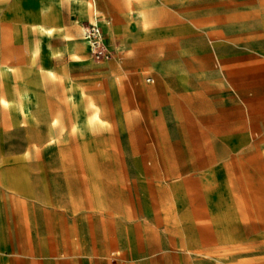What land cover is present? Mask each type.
Here are the masks:
<instances>
[{"label":"rangeland","instance_id":"obj_1","mask_svg":"<svg viewBox=\"0 0 264 264\" xmlns=\"http://www.w3.org/2000/svg\"><path fill=\"white\" fill-rule=\"evenodd\" d=\"M95 1L0 0V264H264V0Z\"/></svg>","mask_w":264,"mask_h":264},{"label":"bare ground","instance_id":"obj_2","mask_svg":"<svg viewBox=\"0 0 264 264\" xmlns=\"http://www.w3.org/2000/svg\"><path fill=\"white\" fill-rule=\"evenodd\" d=\"M106 1L108 3L109 8L115 7L116 2H117V0H106ZM51 8L56 9L57 11H59L61 9H65V10H68V12H71L72 10L76 9L78 11V13L85 14L88 17L90 23H96V24H98V21H97L96 17L98 15H102L101 14L102 12L100 13L98 11V9L96 7V3L93 0H90V1H87V0H82V1H78V0H45V5H43L42 9H41V14H43V17L48 16L47 11L49 9H51ZM102 16H104V15H102ZM9 18H8V20H9ZM36 27H37V25L34 26V29H36ZM4 41H6V38H4ZM85 42H86L85 39L81 40L82 46H80V47L82 49H84V47H86V45H85L86 43ZM40 49H41L40 44H36L35 47H34V52L37 53ZM63 98H64V96H63ZM3 107L4 106H2V108ZM1 115H2V112H1ZM8 118L6 120H8ZM9 122H10V120H9ZM253 192H254V189H253Z\"/></svg>","mask_w":264,"mask_h":264},{"label":"built area","instance_id":"obj_3","mask_svg":"<svg viewBox=\"0 0 264 264\" xmlns=\"http://www.w3.org/2000/svg\"><path fill=\"white\" fill-rule=\"evenodd\" d=\"M84 39L88 43L93 59L101 61L110 58V52L104 42L103 33L96 23H89L85 28Z\"/></svg>","mask_w":264,"mask_h":264},{"label":"crops","instance_id":"obj_4","mask_svg":"<svg viewBox=\"0 0 264 264\" xmlns=\"http://www.w3.org/2000/svg\"><path fill=\"white\" fill-rule=\"evenodd\" d=\"M93 1H95V0H93ZM95 3H96V1H95ZM83 16H86V15H83ZM87 17V16H86ZM89 20V19H88ZM97 21H98V26L100 27V29H101V31H102V33H103V35H104V31H106L107 32V30L109 29V25H110V23L108 22V21H106L104 18L103 19H101L99 16H97ZM104 21L106 22V24H107V26H106V28L107 29H105V27H104ZM105 36V35H104ZM103 36V37H104ZM104 42H105V44H106V39H105V37H104ZM86 44V48H87V46H88V43L87 42H85ZM106 46H107V44H106ZM89 47V46H88Z\"/></svg>","mask_w":264,"mask_h":264}]
</instances>
